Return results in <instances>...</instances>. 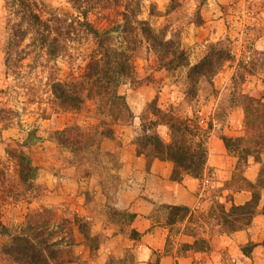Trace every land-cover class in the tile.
<instances>
[{
    "label": "rangeland",
    "instance_id": "obj_1",
    "mask_svg": "<svg viewBox=\"0 0 264 264\" xmlns=\"http://www.w3.org/2000/svg\"><path fill=\"white\" fill-rule=\"evenodd\" d=\"M8 1L0 0V208L8 228L30 231L33 225L31 231L65 240L69 246L64 247V257L73 262L64 264H135L134 214L118 207L123 187L121 150L132 145L137 150L144 125L151 129L154 120L172 115L175 123L190 126L192 132L187 134L194 140L193 147L208 153L206 165L210 155L222 156L219 165L209 167V183H205L211 206L196 214L192 231L200 236L206 225L230 237L246 231L250 242L241 245L246 255L253 251L251 237L264 243V0H145L140 19L179 44L191 67L215 50L228 49L233 58L215 74L192 81L191 87L189 68L166 69L146 43L140 46L133 62L135 75L120 87L134 119L116 127L117 137L108 146L103 143L101 152L97 150L99 161L96 152L78 161L55 135L73 124L84 129L98 124L94 104L87 103L77 113L61 112L54 106L50 88L51 78L65 82L81 74L76 69L86 64L80 56L91 49L90 38L73 42V59L65 56L51 63L31 48L18 73L10 74L6 67ZM36 1L73 13L67 0ZM123 10H95L89 19L104 30L108 27L104 16L115 19ZM30 43L31 37L21 49ZM157 111L163 114L157 116ZM156 130L170 142L168 126L161 124ZM16 150L24 152L36 168L34 180L30 176L21 181L18 158L12 155ZM241 192L244 200L249 198L245 204L252 203L249 212L231 209L234 195ZM217 239L213 235L211 245L205 240L197 247L211 249ZM9 241L0 236V264H17L2 253Z\"/></svg>",
    "mask_w": 264,
    "mask_h": 264
},
{
    "label": "trees",
    "instance_id": "obj_2",
    "mask_svg": "<svg viewBox=\"0 0 264 264\" xmlns=\"http://www.w3.org/2000/svg\"><path fill=\"white\" fill-rule=\"evenodd\" d=\"M144 1L67 0L73 13L50 9L36 0L7 2L10 16L7 27L9 41L6 49V67L10 74L18 71L21 62L31 53V48L32 51L36 50V53L38 50L39 54L46 55L47 63H51L65 56L73 59L71 52L73 42L90 38L91 49L88 47L87 55L83 53L80 56L83 58L82 61L86 62L85 66L81 63L77 69L75 67L77 71H81V74L72 77L69 81L61 82L51 78L50 82L53 103L59 111L77 113L90 102L95 106L98 124H94L89 129L73 124L63 131L55 132L60 146L73 152L78 161L87 159L95 152V158L99 161L101 157L97 155L98 151L101 152L106 140H114L117 137L116 127L119 124H130L134 119L125 96L120 93V87L125 81L134 77V57L144 43L154 52L164 68L169 70L189 68L188 80L192 84L191 87L198 77L215 74L216 69L233 58L228 49L215 50L201 63L191 67L188 55L179 44L174 40H167L164 32L156 31L148 21L140 19ZM108 7L124 8V10L118 12L115 19L104 16L108 27L101 30L89 18L93 11H106ZM13 16L17 22L14 21ZM118 17L122 18L121 22ZM100 18L104 19L102 16ZM111 33H118L119 36L112 37ZM30 37L31 43L21 49ZM159 113L163 114L157 111L155 115L158 116ZM166 116L161 117L166 118ZM162 120L158 118L152 122L150 127L154 130L152 134L148 131L151 129L144 128V125L136 142L137 154L150 161L160 159L172 162L176 179L184 175L202 177L208 153L202 148L198 150L193 147L194 140L188 137L192 132L190 126L186 122L175 123L172 115ZM161 124L168 126L170 142L164 141L156 130ZM194 129L201 130L198 127ZM224 140L227 141V138ZM12 153L18 158L21 167V181L26 182L30 176L34 180L37 170L32 168L28 156L18 150ZM251 204L233 205L231 209L245 213L251 210ZM222 207L227 210L224 205ZM257 207L258 204L254 212ZM168 209L172 212V218L178 216L180 212H188L187 208L182 207ZM32 226L30 231L24 228L21 232L11 230L3 223L0 208V236H7L10 239L3 245L4 256L17 264L73 262L70 258L64 257L66 254L64 247L69 246L65 240H55L42 232L31 231ZM134 235L138 236L135 231Z\"/></svg>",
    "mask_w": 264,
    "mask_h": 264
},
{
    "label": "crops",
    "instance_id": "obj_3",
    "mask_svg": "<svg viewBox=\"0 0 264 264\" xmlns=\"http://www.w3.org/2000/svg\"><path fill=\"white\" fill-rule=\"evenodd\" d=\"M110 142L106 140L104 147ZM121 152L119 173L123 187L118 193V207L135 215L132 223L138 234L133 245L137 257L135 264H263L261 240L251 237L254 244L250 255L241 249V245L250 242L248 232L238 231L232 238L222 231H212L206 225V231L202 230L197 236L190 227L196 214L201 213L205 205L211 206V192L205 181L209 167L219 165L218 158L222 156L210 155L202 177L184 175L176 179L174 164L170 161L147 160L137 154L133 145L124 146ZM254 167L251 165L250 169L253 171ZM244 198V192L237 193L231 203L244 205L249 200ZM171 207L187 208L188 212L172 218L168 209ZM213 235L218 237V242L214 240L211 249L197 247L199 241L205 240L211 245Z\"/></svg>",
    "mask_w": 264,
    "mask_h": 264
},
{
    "label": "built area",
    "instance_id": "obj_4",
    "mask_svg": "<svg viewBox=\"0 0 264 264\" xmlns=\"http://www.w3.org/2000/svg\"><path fill=\"white\" fill-rule=\"evenodd\" d=\"M205 183L208 184L209 183V180H206Z\"/></svg>",
    "mask_w": 264,
    "mask_h": 264
}]
</instances>
